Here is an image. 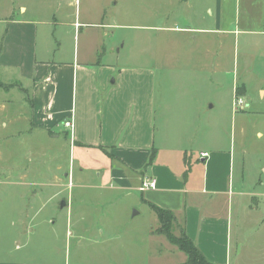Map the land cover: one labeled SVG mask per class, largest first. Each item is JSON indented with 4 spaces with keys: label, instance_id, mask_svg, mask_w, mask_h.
I'll list each match as a JSON object with an SVG mask.
<instances>
[{
    "label": "rangeland",
    "instance_id": "rangeland-1",
    "mask_svg": "<svg viewBox=\"0 0 264 264\" xmlns=\"http://www.w3.org/2000/svg\"><path fill=\"white\" fill-rule=\"evenodd\" d=\"M18 1L0 0V53L5 42H10L20 52L15 60L21 66L23 58L24 68L28 37L12 35L14 26L5 17V10ZM75 1L69 7L74 21L76 12L84 16L98 10L97 0ZM109 1L104 0L106 7ZM125 2L122 0L116 10H107L104 22L116 26L99 29L107 33L102 42L107 48L105 63L129 70L155 62L167 72L168 82L187 88L193 85L195 90L190 88L188 96L185 92L186 97H182L184 111L189 114L183 115V130L178 129L199 138L194 144L197 153L202 149L225 151L230 159L225 172L222 168L225 195H214V205L208 210L229 220L227 248L220 242L215 254L217 264H264V97L258 91L264 89V36L250 43L244 37H232L224 47L216 41L214 55L201 62L207 68L181 60L183 68L177 71L176 33L131 27L134 22L144 25L136 14L140 9L130 8ZM36 7L43 10L42 19L47 21L55 13L48 10L44 0H37ZM152 11L148 8L149 20L144 23L161 24H153ZM36 28L39 58L52 56L48 51L60 45L62 61L74 56L78 49L75 36L62 44H50L41 35L47 27ZM250 46L254 50H247ZM146 52L169 57L148 60L144 58ZM13 54L10 51L9 56ZM248 55L254 56L258 75L243 73V60ZM22 71L7 66L0 58V82L7 87L0 89V264H183L186 255L156 233L158 218L140 193L115 183L105 185L94 175L86 177L83 187L78 186L80 180L75 174L79 169L73 164L71 136L67 139L62 134L56 139L31 124V86L19 78ZM245 81L247 106L233 110L235 90ZM192 157L194 180L201 185L198 181L204 177L203 163L200 156ZM207 189L211 192L217 188L210 185ZM211 197L198 196V205ZM182 229L179 221L173 232L179 236Z\"/></svg>",
    "mask_w": 264,
    "mask_h": 264
},
{
    "label": "crops",
    "instance_id": "crops-1",
    "mask_svg": "<svg viewBox=\"0 0 264 264\" xmlns=\"http://www.w3.org/2000/svg\"><path fill=\"white\" fill-rule=\"evenodd\" d=\"M74 1L44 0L48 10L55 12L48 21L42 19L40 12L43 10L36 7L37 0H30L31 3L19 0L14 7L5 10V17L14 26L12 35L28 37L27 55L23 54L26 67L22 68L23 58H20L21 66L15 60L20 52L17 53L10 42H5L0 58L7 66L21 68L23 71L19 78L31 86V124L56 139L62 134L67 139L71 136L70 149L74 154L73 164H77L79 169V173L75 174L80 180L79 187H83L88 175H94L105 185L115 183L134 189L141 194L145 204L152 203L172 211L204 256L215 264L219 263L215 254L219 251L220 242L225 246L228 239L229 220L215 213L210 214L208 210L214 205V195H225L222 168L225 172L230 159L225 151L202 149L197 153L194 144L199 138L191 132L182 131V123L186 120L183 115L189 113L184 111L181 101L184 94L188 96L190 88L195 90L193 85L187 88L181 83L168 82L167 72L155 62L129 70L105 63L107 48L102 42L107 33L99 29L116 26L104 20L108 8L116 10L122 0H110L107 7L104 0H97L95 5L98 10L94 14L82 16L76 12L75 21L69 10ZM126 2L130 8L140 9L136 14L144 25L133 21L131 27L173 30L176 33L174 59L181 62H177V71L183 68L181 60H189L198 66L212 57L216 41L224 47L232 37L234 40L244 37L250 43L264 36V0ZM148 8H153V24L158 21L161 24L152 26V23H144L145 19L149 20ZM29 13L32 15L29 16ZM170 16H173L172 20L167 19ZM131 17H135V13H131ZM38 25L47 27L41 32L46 43L62 44L75 36L78 49L74 56L62 61L60 45L48 51L50 55L53 52L52 56L39 58L36 42ZM10 34L11 31L7 37ZM250 49L254 50L252 46L247 48ZM10 51L14 52L12 56H9ZM166 57L169 56L162 53L144 54L148 60ZM243 66L244 74L258 75L254 56L248 55L243 60ZM201 67L205 69L208 66L201 63ZM241 86L244 93L239 96L245 98L248 83L245 81ZM258 91L264 97V89ZM187 108L190 112L188 104ZM68 120L73 124L72 129L64 126ZM153 149L156 150L155 161L146 168ZM193 154L196 158L200 156L199 161L203 163L197 164L204 168L202 182L198 181L201 185H196L194 180ZM202 154H208V157L202 158ZM144 180H155L156 189L140 192L139 187ZM210 185L217 189L210 192L207 189ZM207 194L212 197L198 205L197 197L204 198Z\"/></svg>",
    "mask_w": 264,
    "mask_h": 264
},
{
    "label": "trees",
    "instance_id": "trees-1",
    "mask_svg": "<svg viewBox=\"0 0 264 264\" xmlns=\"http://www.w3.org/2000/svg\"><path fill=\"white\" fill-rule=\"evenodd\" d=\"M7 88L2 82H0V89ZM244 93L243 86L238 87L236 90L237 95H242ZM32 104V102H31ZM112 159L113 156H110ZM156 158V150L153 149L149 162L146 166L149 167L153 165ZM150 209L156 214L159 221V228L156 233L166 237V239L174 246H176L181 252L186 255V261L183 264H215L209 261L201 250L198 248L197 244L187 235L185 229L183 228L180 235L176 236L173 232L174 226L177 225L178 221L175 214L170 211L163 209L152 203H148Z\"/></svg>",
    "mask_w": 264,
    "mask_h": 264
},
{
    "label": "built area",
    "instance_id": "built-area-1",
    "mask_svg": "<svg viewBox=\"0 0 264 264\" xmlns=\"http://www.w3.org/2000/svg\"><path fill=\"white\" fill-rule=\"evenodd\" d=\"M234 106H235L236 110L242 109L245 106H247V102L245 101V99L243 97L236 96L235 101H234ZM64 126L67 129H72L73 124L71 121L68 120L65 122ZM202 157L207 158L208 154H202ZM156 186H157V183L155 180H144L142 182L141 186L139 187V191L140 192H146L148 190H154V189H156Z\"/></svg>",
    "mask_w": 264,
    "mask_h": 264
},
{
    "label": "water",
    "instance_id": "water-1",
    "mask_svg": "<svg viewBox=\"0 0 264 264\" xmlns=\"http://www.w3.org/2000/svg\"><path fill=\"white\" fill-rule=\"evenodd\" d=\"M65 205H66V202H63V203H62V207L64 208V207H65Z\"/></svg>",
    "mask_w": 264,
    "mask_h": 264
}]
</instances>
